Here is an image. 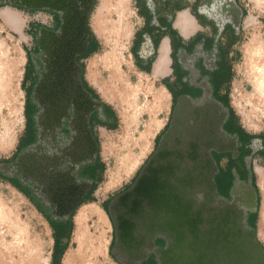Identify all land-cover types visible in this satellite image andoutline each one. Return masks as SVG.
Segmentation results:
<instances>
[{
  "label": "rangeland",
  "instance_id": "374dc122",
  "mask_svg": "<svg viewBox=\"0 0 264 264\" xmlns=\"http://www.w3.org/2000/svg\"><path fill=\"white\" fill-rule=\"evenodd\" d=\"M240 2L246 13L242 16L236 42L227 49L225 59L230 68V76L220 86L218 94L228 97L234 112L231 121L235 127L239 126L249 134L264 135V114L242 98L244 94L252 91L246 75L244 51L252 41H264V0H240ZM135 7V0H93L86 22L91 37L92 34L95 36V47L92 52L83 55L92 37L85 51L75 56V63L81 68L78 74L76 66L71 65L69 59L79 33L74 15L72 19L67 17L64 20L60 12L49 8H28L0 0V43L17 61L10 76L17 111L11 113L12 107L5 102L0 104V159H12L18 140L25 131L24 104L26 93L30 91L35 134L47 130L58 132L61 128L66 132L65 123L68 121V131L71 137L75 138L72 152H78L77 164H85L76 172L80 174L82 182L86 180L89 185L87 190H81V197L72 204L68 213L62 215L59 211L61 206L68 208L67 204L63 205L67 202L65 197H68L67 189H63L66 188L65 183L54 182L56 184L52 186L53 191L48 193L53 197L56 194L54 198L62 202V205L48 207L40 204V207L30 194L16 188L0 175V198L8 205L16 207L17 215L27 220L32 235H38L43 239L44 255L40 264L55 262L64 264L68 256L75 253L78 217L84 212L87 213L85 229L96 251L93 255L95 263L120 264L119 259L116 258V250L113 249L115 228L110 216L111 203L114 198L132 186L170 126L176 104L172 109L173 100L170 99L172 94L164 85L163 79H166L176 90L181 87L175 83L172 76L154 77L149 72H140L135 66L130 51V33L138 21ZM61 26L65 29L63 27L60 29ZM207 31L208 29L204 28L203 32ZM44 35L48 47H44L43 50L41 37ZM26 71L28 73L24 80ZM78 75L80 80L82 75L97 98L84 86L86 93L82 96L78 92L76 85ZM126 83L138 91L135 96L137 114L131 119H129L130 115L128 116L127 106L130 97L127 96V102L123 92ZM78 94L81 95L82 109H78L77 104L74 103ZM178 98L181 100V95ZM202 103V107H197L196 112H193L191 102L187 99L183 101L184 114L181 126L183 144L187 146V143L194 142L199 145L200 151L204 144H208L209 148L218 150L215 152L221 151L220 153L224 154L219 157L217 163L211 162V167L207 169L206 180L196 175L197 181H201V191L198 192L203 194L207 192L211 197H215L211 181L215 183L214 173L219 172L218 166L229 164L236 167L231 168L234 179L229 192L246 205L249 204L251 197L256 202L257 237L264 246V214H262L264 152L258 151L263 147L262 140L256 138L250 143L253 150L258 151L252 160L253 185L251 173L245 179L244 173L239 177L236 171L242 168L240 167L242 158L238 155L241 157L244 155L239 149L238 136L229 134L219 126L224 117L227 119L228 109L220 101V105L210 103L207 99ZM92 114H95V117L90 119ZM203 118L207 121L205 122ZM85 121L96 150H93L94 144L91 145L90 140L86 139ZM201 143L203 147L200 148ZM229 150L232 152L229 153ZM128 153H132L137 161L128 172H125L119 160ZM232 158L233 162H231ZM249 160L250 158L247 159L248 162ZM220 169L224 174H228L229 168ZM24 189L26 190L25 187ZM64 192L65 195L62 196L61 193ZM212 207L211 203L208 208ZM55 208L58 212L54 210ZM241 221L242 229L247 228L244 225V218ZM56 233H60L62 238L61 243L64 247L61 250H54ZM157 247H161V243H158ZM225 262L228 263V259ZM0 264L10 263L0 260Z\"/></svg>",
  "mask_w": 264,
  "mask_h": 264
},
{
  "label": "water",
  "instance_id": "95a60500",
  "mask_svg": "<svg viewBox=\"0 0 264 264\" xmlns=\"http://www.w3.org/2000/svg\"><path fill=\"white\" fill-rule=\"evenodd\" d=\"M3 1L28 8H49L60 12L64 20L67 17L72 19L74 15L79 33L69 59L70 64L76 66L79 74L81 68L75 63V56L85 51L87 43L92 38L86 18L93 0ZM62 27L65 29L64 26L60 29ZM45 37L46 35L41 37L43 50L48 47ZM76 85L78 92L83 96L86 91L79 75L76 77ZM80 94L74 100L78 109H82ZM185 100L186 98L177 99L168 130L132 186L114 198L111 203L110 216L115 228L113 249L118 255H129V261L124 264H140L147 256L146 249L149 248V243L146 240L162 235L166 245L157 249L160 264H176L175 261L177 264H220L226 259L228 263L225 264H264V246L259 241L255 228L249 230L247 235L230 232L232 219L230 210L218 213L211 208L208 211L206 205L196 202L194 190L201 182L197 181L196 175H202L204 168L182 167L181 163L183 159L198 163L197 145L194 142L187 143V146L184 145V153L178 147L183 140L181 126L184 105L182 104ZM85 127L86 139L90 140L91 145L94 144L93 150H96L86 121ZM30 158L31 152L25 149L12 162L5 164V167L26 179L33 173L29 168ZM211 183L215 197L222 198L218 195L216 184L213 181ZM198 190L201 191V188ZM204 194L205 198L211 197L207 192ZM61 195L64 196L65 192ZM56 203L62 205V202L56 201ZM254 205L256 208V202ZM70 207L61 206L60 214L68 213ZM211 211L214 213L205 218V214ZM241 212L239 215L243 214ZM247 248H251L252 252L248 253Z\"/></svg>",
  "mask_w": 264,
  "mask_h": 264
},
{
  "label": "flooded vegetation",
  "instance_id": "af4514ba",
  "mask_svg": "<svg viewBox=\"0 0 264 264\" xmlns=\"http://www.w3.org/2000/svg\"><path fill=\"white\" fill-rule=\"evenodd\" d=\"M212 56V55H211ZM210 55L201 56L199 52H197V49L194 53L191 55H188L185 57L183 55L182 50L178 51L176 54L175 60L177 61V68L175 67L173 69V77L176 80L175 71L178 69L180 73H184L183 81H185L186 85L190 88H188V91L181 94L182 98H186L189 102L192 104L193 112H196L197 107H202L203 104L202 101L204 99H207L210 103H216L219 104V100L217 99V96H214V89L215 86L211 82V79L209 78V75L214 74V72L217 70V67L211 66L212 57ZM216 63L219 62V59L217 58ZM204 71L208 72V75H204ZM195 93V95H193ZM216 95V94H215ZM220 95V94H218ZM177 102V100H176ZM206 117V116H204ZM206 122L205 118H203ZM226 121V117H224L221 120V123L219 124L220 127L223 126L224 122ZM68 121H66V132H64V129H58V132H51L50 130H47L45 132H40L42 134L35 135V139H33L31 142H29L24 149H22L20 152H22L25 149H29L31 152V158L29 168L33 171L32 174L26 179L21 178L20 176L14 174L13 172H10L6 167L5 164L10 163L13 161H5L0 159V175H4L11 183L12 180H17L20 182L22 186L26 188L28 191V194H30L31 197H33L38 206L41 205H57L56 198L48 194L49 192H52V186L56 183H54V180H61L63 183H65V186L68 191V197L66 196L67 202H64L63 205L66 206H72L73 203L77 201L81 197V190H87L89 185L86 180L83 181V179L80 178V174L77 171L78 168H82L85 164L80 163L77 164V161H79V155L76 153V151L72 152V145L75 144L74 137H71V133L68 131ZM223 130V129H222ZM199 138V137H197ZM200 140V139H199ZM201 142V140H200ZM203 144L205 142H202ZM202 143L200 145V148L202 146ZM185 144V143H184ZM184 144L181 141L180 145L178 146L179 149L184 153ZM200 144V143H199ZM204 146V147H203ZM201 148V151L199 149V145H197V153H198V163L196 162H190L187 159H183L181 165L182 167L187 168H204L203 174L199 175L201 179H207V168H210L211 162L215 161L212 160V152L218 151L215 150V148L210 147L208 144H204ZM221 151H219L220 153ZM226 152V151H224ZM229 153L232 152V150L228 151ZM209 158V159H208ZM199 164V165H198ZM31 166V167H30ZM202 166V167H201ZM206 168V169H205ZM215 174V173H214ZM200 179V180H201ZM55 181V182H56ZM47 182V185H45ZM199 184L195 187L194 194L196 198V202H202L204 205L208 206L212 203L215 204L217 202L219 204L218 208L212 207L214 209L213 211L222 212L225 210H230V216H231V228L230 232H234L237 235H242L249 232L253 227L248 226L245 223V220L249 214V212L255 211V201L250 199L249 204L246 205L245 202H243L241 199L239 200L236 196H233L228 194L227 197H209L205 198L203 193L198 192L200 190H196V188H200ZM51 188V189H50ZM65 188V187H64ZM218 192V191H217ZM219 194V193H218ZM213 201V202H211ZM246 205V206H245ZM41 207V206H40ZM210 211L211 208H208ZM51 210V209H50ZM56 212L58 210L54 209ZM206 213L205 216L207 218L209 215H212V212ZM242 211V212H241ZM213 212V213H214ZM239 212L243 213L239 215ZM52 213V212H51ZM236 214V215H235ZM235 215V216H233ZM244 218V225L247 226V228L242 229L243 220ZM234 219V220H233ZM233 221V222H232ZM149 243V248L146 249L147 256L144 260H141L140 264H160L159 261V253L158 248H163L166 245V240L162 235H157L154 237V239H148L146 240ZM152 244L150 245V243ZM158 243H161V247H157ZM115 244V241H114ZM248 253H251V248H247ZM222 255V254H221ZM149 257V258H148ZM222 257V256H221ZM117 260L119 259V263L124 264L125 262L129 261L130 258L129 255H118L116 254ZM148 258V259H147ZM248 258V257H247ZM147 259V260H146ZM177 264V262L175 261ZM223 263V262H222ZM225 264V263H224Z\"/></svg>",
  "mask_w": 264,
  "mask_h": 264
},
{
  "label": "crops",
  "instance_id": "0c3cea01",
  "mask_svg": "<svg viewBox=\"0 0 264 264\" xmlns=\"http://www.w3.org/2000/svg\"><path fill=\"white\" fill-rule=\"evenodd\" d=\"M135 1L138 21L130 33V51L135 66L140 72H149L154 77L161 78L173 77V62L180 49L185 57L194 53L196 49L201 56L212 55L211 66L217 67L216 59L220 61L223 52L236 42L242 16L245 15L240 0ZM181 19L182 22L190 23L186 34L180 31ZM204 28L210 31L203 32ZM196 36L198 37L195 42L190 43L189 41ZM178 43H180L179 48ZM162 46H166V63L161 73L155 75L154 66ZM175 83L177 84V80ZM167 84L170 86V83ZM164 85L167 87L166 84ZM170 99L173 100L172 97ZM172 103L173 101L171 105ZM256 151L252 148L249 154H245L246 168H253L252 160ZM248 158H250L249 162ZM218 168H228V166L225 164ZM259 241L261 242L260 238Z\"/></svg>",
  "mask_w": 264,
  "mask_h": 264
},
{
  "label": "bare ground",
  "instance_id": "6f19581e",
  "mask_svg": "<svg viewBox=\"0 0 264 264\" xmlns=\"http://www.w3.org/2000/svg\"><path fill=\"white\" fill-rule=\"evenodd\" d=\"M179 21L181 22V32L183 34L188 33L190 23L182 22V19ZM165 55L166 46H162L160 56L157 59L154 68L155 75L161 73V70L166 63ZM244 55L246 75L252 86V91L244 94L242 98H244L246 102H250L254 108H258L259 112L261 111V114H264V41H252L246 47ZM15 63L17 64V61L10 56L9 52H7V50L3 48L0 43V104L5 102L12 107L10 110L11 113H15L17 111V107L15 105L16 100L13 95V90H11L10 77L11 70L16 66ZM105 66L107 67V65ZM123 92L126 99L128 98L127 96L130 97L129 104L127 106L129 108L128 116L130 115L129 119H131L137 114L136 110L138 107L135 102V96L138 91L135 87L126 83V86L123 88ZM122 157L123 158H120L119 161L121 162L123 171L128 172L137 161L136 157L132 153H128L127 155L124 154ZM15 208V206L8 205L0 198V260L6 261L10 264H40L44 255V245H42L43 239L38 235L31 234L27 220L20 218L17 215ZM262 214H264V207ZM86 216L87 213L84 212L80 213L78 217L76 230L77 250L75 253L68 256L64 264H96L93 257L96 251L94 249V245L90 243V237L85 229ZM98 216L102 219L100 215Z\"/></svg>",
  "mask_w": 264,
  "mask_h": 264
},
{
  "label": "trees",
  "instance_id": "16d2710c",
  "mask_svg": "<svg viewBox=\"0 0 264 264\" xmlns=\"http://www.w3.org/2000/svg\"><path fill=\"white\" fill-rule=\"evenodd\" d=\"M245 13H246L245 10H243V14H245ZM92 37H93L92 40L88 43L86 52L83 54L84 56H86L87 54H89L90 52H92L94 50V47H95V36H94V34H92ZM197 37L198 36H196L194 39H191L189 42L190 43L195 42L194 40H196ZM179 41H180V38H179ZM179 47H180V43H178V48ZM227 52H228V50H225L223 52V54L221 55V60L217 63V70L214 72V74L209 75V78L211 79V82L215 86L214 96H217V99L223 104V106H225L228 109V117H227L226 121L224 122L222 128L226 132H228L229 134H235V135L238 136V139L240 141V145H239L240 152L244 153V155L242 157L240 155H238L240 158H242L241 166H243L244 168H241L239 170L237 169L236 171L238 172L239 177H240L241 173H244L245 179L248 177V174L251 173V182L254 185V172L251 171L252 168H246L245 167L246 164H245V162L243 160H244L245 154H249L251 152V150H252V148L250 146V143H251V141L253 139L258 138V139L262 140L263 147H262L261 150H258V151L261 152V153L264 152V137H263L264 135L263 134H258V135L249 134V133L245 132L241 127H239V126L235 127L233 125L232 121H231V118H232V115L234 114V112H233V108L231 107V105L229 103L228 97L225 96V95L224 96L218 95V90H219L220 86L230 76V68L227 65V62H226V59H225ZM29 57H30V54H29ZM175 67L177 68V61L176 60H174V62H173V68H175ZM176 70L177 71H175L174 74L176 76L177 84L181 85L180 89L175 90L172 86H168L166 79H163V83L167 85L169 91L172 94V98H173L172 109L174 108V106L176 104V100H177L178 96L181 95L182 93L187 92L188 88H190V87H188L186 85L185 81H183V78L185 77L184 73H180V71L178 69H176ZM27 73H28V71L25 72L24 80L26 79ZM204 75L207 76L208 72L204 71ZM81 80H82V83H83V86L85 87V89L89 93H91L92 96L97 98V95L94 93V91L91 88H89L87 86L86 82L83 80L82 75H81ZM30 95H31L30 91H27L25 104H24V113H25V116H26L25 131H24V135H22L19 138V140H18L15 152H14V154L12 156L13 160L18 156L20 151L22 149H24V147L29 142H31L33 139H35L36 129H35V126H34V120L32 118L33 109H32V105H31V97H30ZM193 95H195V93ZM94 115L95 114H92L90 119L95 117ZM168 125H167V127H168ZM167 127H166V129H167ZM258 151H256V153ZM211 154H212V157L214 158V160L217 163V160L219 159V157H221L224 153H218V152H214L213 151ZM5 161H9V159L5 160ZM233 161H234V159L232 158L231 162H233ZM233 167L234 166H230L228 164L229 170H228V174L227 175H226V173L224 174V172L220 168H219V172L214 174V181H215V183L217 185V191H218L219 195H221L222 197H227L228 194H229V190H230V187H231L233 179H234V174L232 175L233 171L231 169ZM1 176H2V178L7 180L8 182H10L4 175H1ZM11 184L14 185L18 189L24 190V192L28 194V191H26L24 189V187L20 184L19 181L12 180ZM255 189L257 191V188H255ZM213 207L214 208H218L219 204L217 202H215V204H213ZM257 215H258V210H255L253 212H249V214H248V216H247V218L245 220V223L248 226H251V227L256 229L255 221H256ZM61 241H62V238L60 236V233H56L55 236H54V250H58V249L61 250L64 247L63 244L61 243ZM55 260H56V258H55ZM54 264H56V262Z\"/></svg>",
  "mask_w": 264,
  "mask_h": 264
}]
</instances>
